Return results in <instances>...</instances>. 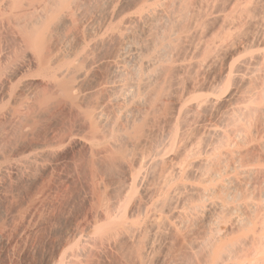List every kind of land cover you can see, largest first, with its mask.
Returning a JSON list of instances; mask_svg holds the SVG:
<instances>
[{"label":"bare ground","instance_id":"6f19581e","mask_svg":"<svg viewBox=\"0 0 264 264\" xmlns=\"http://www.w3.org/2000/svg\"><path fill=\"white\" fill-rule=\"evenodd\" d=\"M64 150L74 172H34ZM14 181L78 187L5 210ZM2 198L0 223H29L4 251L60 234L45 264H264V0H0Z\"/></svg>","mask_w":264,"mask_h":264},{"label":"rangeland","instance_id":"374dc122","mask_svg":"<svg viewBox=\"0 0 264 264\" xmlns=\"http://www.w3.org/2000/svg\"><path fill=\"white\" fill-rule=\"evenodd\" d=\"M218 71H219V68H218ZM172 106H173V101L169 100L167 102V105L165 106V108L167 109V111H165L167 115L171 112ZM162 124H164V122ZM66 127H67V124L63 125L61 122L59 123L55 122L54 124H45L44 126L39 128L34 135L24 136V135H21L20 133H13V135L9 139V143L11 145H16V146L19 145L20 147H26L29 144H31L33 141L38 140V139H49L55 135H58V136L63 135L62 133L66 130ZM60 155L62 159L60 166L53 167L48 170H42V171L36 170L34 172L39 174L40 176L44 175L45 177L52 176L54 171L57 172V171H60L61 169H64L66 172H74L75 170L74 167L71 164L66 165L64 162L65 161L69 162L75 159L79 160L81 158L80 153H78L77 151L73 152L71 150L69 151L64 150ZM99 172H101L100 173L101 175H104V173L109 174L108 179H107L109 184L112 181L117 180V177L118 179L120 177L119 175L120 173L118 172L117 168H114L112 170L101 168ZM16 182L14 181V184H15L14 186L17 187L16 188L17 193H18L17 198L12 199L11 202L10 201L4 202L3 198L0 199V204L3 202H4L3 204L8 203V208L6 204H5L6 208L5 207L3 208L5 210L9 209L10 205H11L10 208H12L13 207L12 205L15 203L17 204L18 202L29 200L33 196V194L39 190L45 189L46 192L50 194V198H53L57 196V194L61 190L67 187L74 188V190L76 187H78L76 183L72 184V183H66V182H60V181L58 182L52 181L50 184H44L41 181L38 183H33V182L16 183ZM75 196L77 197L78 195H75ZM13 200L15 201V203L13 202ZM76 208H77V212L79 213L85 212L84 211L85 206L82 204L76 205ZM20 209L22 210L23 208L21 207ZM51 211L53 212L54 210L50 209L48 213H51ZM50 215L51 214H49L48 216L49 219L51 217ZM22 220L18 219L17 222L12 225L1 222L0 226H3V225L8 226L7 229H8L9 236L11 237H14V236L16 237L18 235L20 236L23 233L22 231L26 229V227H28L29 225L27 220L25 221H22ZM46 220L44 219L43 226L39 225L37 230L34 231L27 240H26V237H24L19 242V244L10 252H8L7 250L4 251L0 246V264H45L47 263L50 259L49 257H51L55 251V246H56L55 242L57 239L59 240L60 234L58 235L54 233L55 235H53L49 231L50 221L48 219ZM46 224L49 227H46L47 226ZM172 241H173L172 245H170L169 249L167 250V253L169 255H173L180 248L181 243H182L181 237H178V236H173ZM141 255L144 260V264H160L156 261L149 262V259L146 255H143V254ZM126 256H127V263H128L129 260H131V257L127 254ZM94 264H122V262L120 261V256L118 254H116L113 251H110L108 254H106L104 258H101V260H99L98 262L95 261Z\"/></svg>","mask_w":264,"mask_h":264}]
</instances>
